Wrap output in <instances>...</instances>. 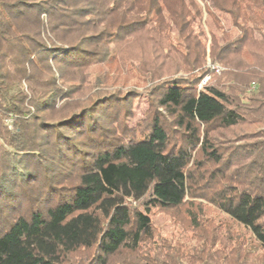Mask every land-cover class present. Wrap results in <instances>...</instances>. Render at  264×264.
I'll use <instances>...</instances> for the list:
<instances>
[{"label":"trees","instance_id":"16d2710c","mask_svg":"<svg viewBox=\"0 0 264 264\" xmlns=\"http://www.w3.org/2000/svg\"><path fill=\"white\" fill-rule=\"evenodd\" d=\"M199 3L220 31L209 57L222 68L201 88ZM146 30L166 35L167 50L175 30L177 72L199 75L153 86L147 125L121 137L112 116L128 95L87 71ZM242 127L258 128L251 141H227ZM187 198L248 234L225 236L233 246L220 237L197 264H264V0H0V264H76L86 251L87 264H192L156 252L150 217Z\"/></svg>","mask_w":264,"mask_h":264},{"label":"rangeland","instance_id":"374dc122","mask_svg":"<svg viewBox=\"0 0 264 264\" xmlns=\"http://www.w3.org/2000/svg\"><path fill=\"white\" fill-rule=\"evenodd\" d=\"M199 6L201 7V20L199 24H193V31L195 34L198 32L202 34L201 41L205 45L206 61L202 69V79L197 88L214 84L221 71L217 72L214 69V66L219 67V65L212 62L209 57L212 41L221 43L220 31L215 27L211 16L204 11L203 4L199 3ZM211 11L219 19L220 26L225 31L232 36L237 35V30L232 26L230 18L226 14H222L214 8H211ZM165 36L147 30L134 35L132 38L120 42L116 47L110 46L116 55L109 63L93 65L87 71L95 84L100 83V90L115 92L121 96L128 95V101L125 102L124 107L112 116V127H114L116 134L121 137H127L134 133L138 134L147 125L152 110L150 91L153 86L176 78L199 75L197 70L192 72L191 75L177 72L178 52L183 49V46L177 38L175 30H172L170 37L175 51L173 48L167 50L168 43L164 38ZM199 85L201 86L199 87ZM254 89V84H251V91ZM63 105L64 103L57 102L56 109L61 110ZM257 130V127L253 129L235 128L226 133V139L231 144H243L251 141L252 132ZM186 201L187 204L180 209L171 211L154 209L151 211L150 217L155 231L153 248L156 249V252L163 253L161 256L166 255L167 259L171 261H175L176 257L184 258L183 261L192 259L191 263L197 264L200 260L198 258H202V255L197 254L200 249H209L210 252L221 250L220 237L222 240L225 239L227 245L230 246L235 245V242L226 239L225 236L229 234L233 236L235 233L240 232L245 240L248 239L246 232L236 226L225 215L209 207L205 201L198 198H187ZM190 202L193 203L192 206L189 205ZM134 206L138 208V204H134ZM198 206H200L201 212L197 210ZM187 208H190L193 213L197 214L198 212L197 220L202 227V232L192 229L186 215ZM212 230L220 235L216 234L219 237H216L211 242L212 244H209L211 236L208 233ZM91 254V251L78 253L74 256L73 262L87 264ZM119 261H116L115 264L120 263Z\"/></svg>","mask_w":264,"mask_h":264},{"label":"built area","instance_id":"2783aa9c","mask_svg":"<svg viewBox=\"0 0 264 264\" xmlns=\"http://www.w3.org/2000/svg\"><path fill=\"white\" fill-rule=\"evenodd\" d=\"M214 69L217 71V72H219L220 70H221V68H219L218 66H214ZM205 81V80H204ZM201 85H199V87H200ZM5 123L7 124V125H9L10 124V120H8V119H6L5 120Z\"/></svg>","mask_w":264,"mask_h":264}]
</instances>
